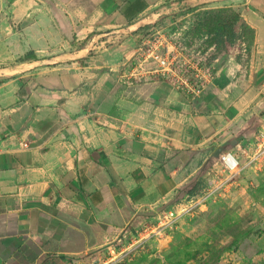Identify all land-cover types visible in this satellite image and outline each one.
<instances>
[{
    "label": "crops",
    "instance_id": "obj_1",
    "mask_svg": "<svg viewBox=\"0 0 264 264\" xmlns=\"http://www.w3.org/2000/svg\"><path fill=\"white\" fill-rule=\"evenodd\" d=\"M33 1L25 15L14 4L24 32L8 63L0 54V264L112 241L130 210L174 192L210 148H243L264 114V0H182L232 8L255 31L245 57L213 58L215 79L198 95L123 80L138 48L95 50L105 32L123 37L180 0ZM30 51L37 58L20 61Z\"/></svg>",
    "mask_w": 264,
    "mask_h": 264
},
{
    "label": "rangeland",
    "instance_id": "obj_2",
    "mask_svg": "<svg viewBox=\"0 0 264 264\" xmlns=\"http://www.w3.org/2000/svg\"><path fill=\"white\" fill-rule=\"evenodd\" d=\"M17 1L0 0V54L5 55L1 59L4 64L12 52L11 36L24 32V23L15 19ZM33 2L20 0V15H25ZM200 6L180 0L172 7L151 12L123 37H116L114 32L97 37L95 50L111 54L148 49L144 44L158 38L164 42L163 50L182 44L185 56L204 55L212 65L219 51L204 21L210 14L207 10L215 8ZM236 29L244 33L245 44L238 43L231 54L245 57L251 50L252 31L243 30L240 24ZM253 127L251 140L243 148L236 152L210 148L207 157L183 169L174 192L141 209L134 208L135 213L130 210L126 220L114 227L118 230L112 241H99L76 258H47L41 264H264V114ZM227 152L239 158L237 171L222 165ZM172 212L178 217L165 223ZM31 264H38L35 258Z\"/></svg>",
    "mask_w": 264,
    "mask_h": 264
},
{
    "label": "built area",
    "instance_id": "obj_3",
    "mask_svg": "<svg viewBox=\"0 0 264 264\" xmlns=\"http://www.w3.org/2000/svg\"><path fill=\"white\" fill-rule=\"evenodd\" d=\"M144 44L148 49L138 48V54L124 64L121 78L129 84L147 83L155 80L169 81L181 91L197 94L203 92L215 79L214 65H208L206 56L188 57L184 55L185 46L172 44L165 51L164 42L158 38ZM167 42V38H165ZM264 133V131H263ZM264 135V134H263ZM264 137V136H262ZM264 140V139H263ZM26 148L28 143L23 144ZM261 145V143L259 144ZM263 149V148H262ZM264 154V150L262 151ZM222 165L229 171H237L241 164L233 152L222 156ZM178 216L174 212L167 217L172 223Z\"/></svg>",
    "mask_w": 264,
    "mask_h": 264
},
{
    "label": "trees",
    "instance_id": "obj_4",
    "mask_svg": "<svg viewBox=\"0 0 264 264\" xmlns=\"http://www.w3.org/2000/svg\"><path fill=\"white\" fill-rule=\"evenodd\" d=\"M207 11L210 14L204 21V25L207 27V31L214 35L213 41L219 51V55L221 54L224 57L228 56L232 53L238 43L245 41L244 33H240L236 29L239 24L243 30L247 28L252 31L254 40L255 31L243 22L240 13L236 12L232 8H218ZM35 58H37L35 52L30 51L23 58H21L20 61Z\"/></svg>",
    "mask_w": 264,
    "mask_h": 264
},
{
    "label": "water",
    "instance_id": "obj_5",
    "mask_svg": "<svg viewBox=\"0 0 264 264\" xmlns=\"http://www.w3.org/2000/svg\"><path fill=\"white\" fill-rule=\"evenodd\" d=\"M239 148H241V146Z\"/></svg>",
    "mask_w": 264,
    "mask_h": 264
}]
</instances>
